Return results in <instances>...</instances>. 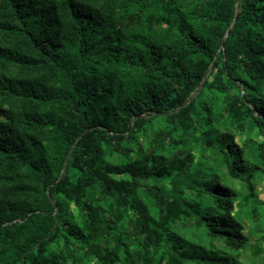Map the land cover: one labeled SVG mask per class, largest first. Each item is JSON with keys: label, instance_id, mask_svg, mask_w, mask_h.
Instances as JSON below:
<instances>
[{"label": "trees", "instance_id": "16d2710c", "mask_svg": "<svg viewBox=\"0 0 264 264\" xmlns=\"http://www.w3.org/2000/svg\"><path fill=\"white\" fill-rule=\"evenodd\" d=\"M260 178L264 0H0V264H262Z\"/></svg>", "mask_w": 264, "mask_h": 264}, {"label": "rangeland", "instance_id": "374dc122", "mask_svg": "<svg viewBox=\"0 0 264 264\" xmlns=\"http://www.w3.org/2000/svg\"><path fill=\"white\" fill-rule=\"evenodd\" d=\"M217 174H218V176L220 175L221 177L224 176V174L222 172H218ZM230 183L231 182L229 181V184ZM231 184H233V187L236 188L238 191H241V186H243V184L241 182L234 181ZM253 185L256 189V194L258 196V199L260 201L264 202V178L254 180ZM261 222L264 223V214H263V217L261 219ZM246 228L249 230L250 229L253 230L252 232L254 233V237H253L252 242H253V244H255V247H261L264 250V241L261 238L263 233L259 232L260 227L258 225V222H256V221L253 222V221L247 220ZM240 259L244 260L246 263H250V261H252L254 259V255L252 254V252H248L247 254H242ZM262 264H264V261L262 262Z\"/></svg>", "mask_w": 264, "mask_h": 264}]
</instances>
